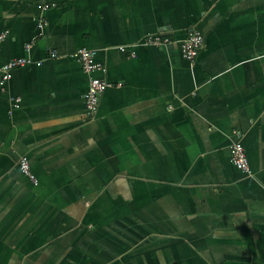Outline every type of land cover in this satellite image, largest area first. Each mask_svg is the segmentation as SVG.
<instances>
[{"label": "crops", "instance_id": "1", "mask_svg": "<svg viewBox=\"0 0 264 264\" xmlns=\"http://www.w3.org/2000/svg\"><path fill=\"white\" fill-rule=\"evenodd\" d=\"M2 33L0 264H264V0H0Z\"/></svg>", "mask_w": 264, "mask_h": 264}, {"label": "built area", "instance_id": "2", "mask_svg": "<svg viewBox=\"0 0 264 264\" xmlns=\"http://www.w3.org/2000/svg\"><path fill=\"white\" fill-rule=\"evenodd\" d=\"M49 8L45 5L44 9ZM45 26L44 21L38 23V28L41 30ZM6 33L0 34V40L5 39ZM171 42V38L162 33L149 34L145 37L143 44L147 46H162ZM205 44V37L200 31L192 32L187 38L180 42V49L183 57L190 62H194L199 56ZM30 45H26L29 48ZM122 50L126 49L125 45H121ZM135 54V53H134ZM59 54L57 51H51V57L56 58ZM81 64L83 71L88 75V91L85 95L86 109L89 114H94L98 110L101 97L108 87V83L98 73L105 70L103 63L96 59L95 52L86 47L77 49L73 54ZM31 63L28 58L14 59L2 67V85H4L11 77L12 71L17 66H23ZM42 62H37L41 65ZM20 99H16V104ZM231 161L242 172L251 173V164L249 156L242 142H234L231 147ZM20 169L22 173L28 177L33 183L38 182L36 174L33 172L30 160L27 156L22 157L20 161Z\"/></svg>", "mask_w": 264, "mask_h": 264}]
</instances>
